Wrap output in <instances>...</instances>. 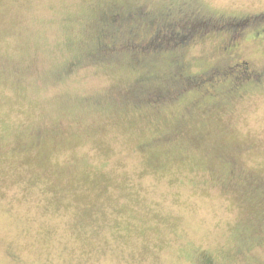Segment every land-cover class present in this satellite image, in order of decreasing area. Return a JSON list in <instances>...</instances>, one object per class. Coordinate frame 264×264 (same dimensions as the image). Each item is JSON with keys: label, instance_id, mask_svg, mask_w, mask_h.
Instances as JSON below:
<instances>
[{"label": "rangeland", "instance_id": "rangeland-1", "mask_svg": "<svg viewBox=\"0 0 264 264\" xmlns=\"http://www.w3.org/2000/svg\"><path fill=\"white\" fill-rule=\"evenodd\" d=\"M0 264H264V0H0Z\"/></svg>", "mask_w": 264, "mask_h": 264}, {"label": "flooded vegetation", "instance_id": "flooded-vegetation-1", "mask_svg": "<svg viewBox=\"0 0 264 264\" xmlns=\"http://www.w3.org/2000/svg\"><path fill=\"white\" fill-rule=\"evenodd\" d=\"M245 20H246V19H244V20L242 19V21H245ZM243 24H244V22L240 23L239 26H238L237 28L234 29L235 33L233 34L232 39L236 38V36H237V35H236V32H237V31H239L241 28H244ZM242 26H243V27H242ZM205 32H206V33L202 32V34H207L208 31H205ZM183 37H184V38H183ZM183 37H182V39L185 40L186 37H185V36H183Z\"/></svg>", "mask_w": 264, "mask_h": 264}, {"label": "trees", "instance_id": "trees-1", "mask_svg": "<svg viewBox=\"0 0 264 264\" xmlns=\"http://www.w3.org/2000/svg\"><path fill=\"white\" fill-rule=\"evenodd\" d=\"M127 196H128V195H127ZM87 206H89V204H88ZM89 207H93V206H89ZM96 223H101V221L98 220Z\"/></svg>", "mask_w": 264, "mask_h": 264}]
</instances>
